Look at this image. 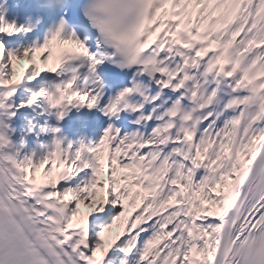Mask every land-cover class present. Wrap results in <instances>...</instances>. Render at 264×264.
Masks as SVG:
<instances>
[{
	"label": "snow or ice",
	"instance_id": "1",
	"mask_svg": "<svg viewBox=\"0 0 264 264\" xmlns=\"http://www.w3.org/2000/svg\"><path fill=\"white\" fill-rule=\"evenodd\" d=\"M79 20L16 48L33 28L0 15V111L104 121L28 152L0 133V264H264V0H80ZM105 68L127 82L108 92ZM127 112L151 131L124 132Z\"/></svg>",
	"mask_w": 264,
	"mask_h": 264
},
{
	"label": "bare ground",
	"instance_id": "2",
	"mask_svg": "<svg viewBox=\"0 0 264 264\" xmlns=\"http://www.w3.org/2000/svg\"><path fill=\"white\" fill-rule=\"evenodd\" d=\"M15 139H18V138H15Z\"/></svg>",
	"mask_w": 264,
	"mask_h": 264
},
{
	"label": "rangeland",
	"instance_id": "3",
	"mask_svg": "<svg viewBox=\"0 0 264 264\" xmlns=\"http://www.w3.org/2000/svg\"><path fill=\"white\" fill-rule=\"evenodd\" d=\"M21 48V47H20ZM29 109V108H28Z\"/></svg>",
	"mask_w": 264,
	"mask_h": 264
}]
</instances>
